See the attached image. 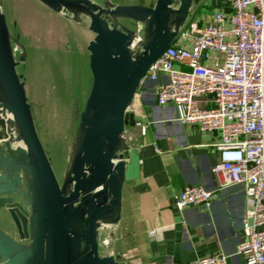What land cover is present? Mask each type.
<instances>
[{"label":"water","instance_id":"1","mask_svg":"<svg viewBox=\"0 0 264 264\" xmlns=\"http://www.w3.org/2000/svg\"><path fill=\"white\" fill-rule=\"evenodd\" d=\"M38 1L55 12L87 14L94 34L86 47L93 81L60 186L34 126L0 0V108L12 116L0 119V222L11 233L0 229V264H117L113 256H100L98 231L121 214L123 134L135 124L127 108L149 67L189 20L192 0L114 7L92 0ZM119 16L143 25L137 51L130 48L133 30L109 25V18Z\"/></svg>","mask_w":264,"mask_h":264},{"label":"built area","instance_id":"2","mask_svg":"<svg viewBox=\"0 0 264 264\" xmlns=\"http://www.w3.org/2000/svg\"><path fill=\"white\" fill-rule=\"evenodd\" d=\"M133 32L137 46L130 48L137 51L143 25L136 23ZM145 81L155 84L157 105L172 106L179 123L218 136L213 146L219 161L211 168L216 189L186 185L175 208L207 209L215 192L242 186L245 219L235 254L245 264H264V0H231L229 15L219 11L205 24L188 20L141 84ZM127 112L135 116L136 111L128 107ZM0 119L12 116L0 108ZM134 126L141 134L147 130L146 123ZM229 259L220 251L192 264H229Z\"/></svg>","mask_w":264,"mask_h":264},{"label":"crops","instance_id":"3","mask_svg":"<svg viewBox=\"0 0 264 264\" xmlns=\"http://www.w3.org/2000/svg\"><path fill=\"white\" fill-rule=\"evenodd\" d=\"M219 11L229 15L231 0H192L188 18L205 24ZM154 88L145 81L129 105L136 111L135 121L146 123L147 130L141 134L138 127H127L131 141L122 152L121 214L99 229L100 256H113L117 264H192L222 251L230 256L229 264H245L235 254L245 219L242 186L215 192L207 209L193 206L181 212L175 208L174 199L186 185L216 189L211 168L219 161L213 146L218 136L179 123L172 106L157 105ZM0 229L11 235L5 223L0 222Z\"/></svg>","mask_w":264,"mask_h":264},{"label":"rangeland","instance_id":"4","mask_svg":"<svg viewBox=\"0 0 264 264\" xmlns=\"http://www.w3.org/2000/svg\"><path fill=\"white\" fill-rule=\"evenodd\" d=\"M102 7L154 0H92ZM17 73L25 83L32 119L60 186L65 185L79 137V116L92 87L87 43L94 38L83 10L55 12L38 0H1ZM76 12V11H75ZM109 25L126 27L122 16ZM135 25L129 26L134 30ZM23 57L24 61L20 62Z\"/></svg>","mask_w":264,"mask_h":264},{"label":"bare ground","instance_id":"5","mask_svg":"<svg viewBox=\"0 0 264 264\" xmlns=\"http://www.w3.org/2000/svg\"><path fill=\"white\" fill-rule=\"evenodd\" d=\"M78 16V15H77ZM132 45H136L137 46V43L136 42H133ZM11 132L13 133L14 132V127L11 128Z\"/></svg>","mask_w":264,"mask_h":264}]
</instances>
